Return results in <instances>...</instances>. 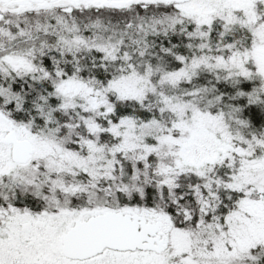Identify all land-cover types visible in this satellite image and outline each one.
<instances>
[{"label":"snow or ice","instance_id":"1","mask_svg":"<svg viewBox=\"0 0 264 264\" xmlns=\"http://www.w3.org/2000/svg\"><path fill=\"white\" fill-rule=\"evenodd\" d=\"M0 264H264V0H0Z\"/></svg>","mask_w":264,"mask_h":264}]
</instances>
